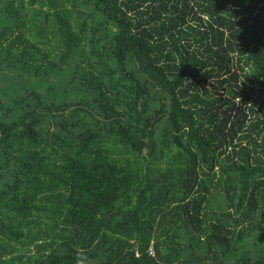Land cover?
Segmentation results:
<instances>
[{"label": "trees", "instance_id": "trees-1", "mask_svg": "<svg viewBox=\"0 0 264 264\" xmlns=\"http://www.w3.org/2000/svg\"><path fill=\"white\" fill-rule=\"evenodd\" d=\"M0 264H264V0H0Z\"/></svg>", "mask_w": 264, "mask_h": 264}, {"label": "built area", "instance_id": "built-area-1", "mask_svg": "<svg viewBox=\"0 0 264 264\" xmlns=\"http://www.w3.org/2000/svg\"><path fill=\"white\" fill-rule=\"evenodd\" d=\"M149 253L152 254V251L150 250Z\"/></svg>", "mask_w": 264, "mask_h": 264}]
</instances>
